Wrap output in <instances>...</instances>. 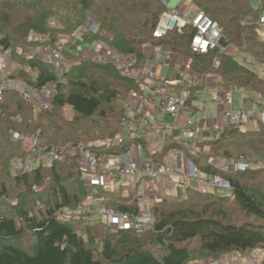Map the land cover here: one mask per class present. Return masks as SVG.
Listing matches in <instances>:
<instances>
[{"label": "trees", "instance_id": "1", "mask_svg": "<svg viewBox=\"0 0 264 264\" xmlns=\"http://www.w3.org/2000/svg\"><path fill=\"white\" fill-rule=\"evenodd\" d=\"M184 1L220 25L223 43L232 46L228 53L193 52L191 44L196 30L192 24L162 38L154 37L161 16L170 10L165 0H0V54L11 53L18 66L14 77L32 87L53 84L57 89L52 109L34 107L17 93L7 94L0 109V201L8 193V185L15 183L23 187V193L33 194L39 201L45 196L47 206L42 220L30 216L25 203L15 206L12 215L0 216V240L8 243L0 248V264H187L193 258L221 261L230 253L247 257L262 250L264 254V225L256 221L233 223L226 214L230 202L246 214L264 220V179L258 178H264V167L234 173L219 169L215 162L217 158L238 162L243 157L250 164L263 165L264 128L259 123L260 127L252 130L233 125L214 139L199 143L195 152L176 145L164 146L163 153H157L154 159L163 162L168 150L183 151L200 173L228 179L232 193L199 194L188 190L185 199L157 202L151 208L156 215L154 232L148 237L123 231L106 236L102 259L96 256L91 229L86 230V238L74 231L72 226L80 219L74 213L86 200L106 195L117 205L105 208L137 215L135 208L127 206L130 195L137 192L121 187L113 191L96 188L95 193H90L94 187L83 182L80 157L75 152L51 165L40 163L30 171L25 168L14 174L16 162L31 158L32 149L26 139L32 137L47 141L49 150L61 151L83 143L98 155L119 154L134 143L111 148L100 145L101 140L120 135L124 104L132 94H142L145 82L122 76L110 61L93 59L94 50L89 47L93 43L126 58L136 56L139 62L153 58L152 49L165 47L167 64L172 69L167 78L175 79V69L187 61L196 75L220 80L221 92L217 91V95L225 101H213L220 110L235 92L249 94L253 103L256 95L264 98V79L235 56L236 51L243 52L264 64V42L256 23L263 17L264 0H260L258 8L252 7L249 0ZM87 14L88 26L81 29ZM53 18L60 21V28L52 26ZM75 31L80 34L82 45L88 46L90 56L69 48L74 42L66 43L63 54L70 62L63 75L58 74L54 65L43 62L39 54L28 58L17 55L24 45H40L30 40L33 34L47 36L42 46H55L59 42L58 33ZM191 91L189 105L192 100L205 102L204 87ZM67 109L73 112L72 118L64 114ZM139 118L135 119L137 124ZM15 135L21 139L17 140ZM46 170L51 173V187L37 193ZM121 191L127 194L122 197ZM19 219L25 226H19ZM28 231L36 238L32 252L13 244ZM194 240L199 243L191 249L188 245ZM155 248L163 255L158 257Z\"/></svg>", "mask_w": 264, "mask_h": 264}, {"label": "built area", "instance_id": "2", "mask_svg": "<svg viewBox=\"0 0 264 264\" xmlns=\"http://www.w3.org/2000/svg\"><path fill=\"white\" fill-rule=\"evenodd\" d=\"M188 24H192L196 30L191 44L193 52L207 54L211 50H219L226 54L232 48L230 44L223 43V30L217 22L202 13H196L192 22L188 23L184 20L180 7L163 13L154 37L162 38ZM260 24L264 25V17L260 19ZM63 47L62 44L46 45L42 50V60L60 67V72L65 74L70 61L64 56ZM152 50L154 57L141 62L136 56L122 57L121 65L113 61L122 76L141 79L145 84L142 86L141 95L132 94L124 104L125 118L121 124L120 135L115 139L101 140L100 145L106 148L125 147L134 142L130 148L119 154L98 155L81 143L74 148L55 151L48 149L50 144L47 141L32 137L29 140L33 154L36 155L39 151L41 157L55 162L62 160L65 152H75L80 157V170L86 185L99 186L110 191L120 186L135 191L137 195L134 202L145 210H149L154 202L177 200L181 192L187 193L188 190L199 194H207L212 190L232 192L228 179L220 175L200 173L183 151L168 150L164 154L163 162L153 157L161 151L163 153L164 146L167 145H176L188 152H195L199 143L214 139L233 125L246 130L253 119L264 128V109L236 111L226 106L215 113L213 108L199 106L200 100H192L189 105L188 102L192 99L191 89L205 88L210 78L196 75L189 69L188 62L184 61L175 69L177 77L169 79L167 73L172 69L167 64L168 56L165 55L166 60H159L156 52L160 49ZM17 55L24 56L20 50ZM11 57L10 52L0 54V109L5 96L10 93L19 94L23 100L39 109H52L57 96L55 85L47 84L37 88L16 79L14 74L18 66ZM101 57V60H95L105 62V58ZM219 64L216 62V66ZM198 107L203 112H196ZM137 117H140L139 124L135 120ZM15 138L21 139L18 135ZM144 143H147L146 147ZM172 154L174 163L169 158ZM215 162L219 169L234 173H243L253 168L252 165L255 166L243 157L238 162L222 158H217ZM25 168V161L16 162L15 175ZM82 214V211H77L78 216ZM98 214L117 226L128 224L134 216L133 213L107 208L99 209ZM210 264H263V260L262 255L254 251L244 258L226 257Z\"/></svg>", "mask_w": 264, "mask_h": 264}, {"label": "rangeland", "instance_id": "3", "mask_svg": "<svg viewBox=\"0 0 264 264\" xmlns=\"http://www.w3.org/2000/svg\"><path fill=\"white\" fill-rule=\"evenodd\" d=\"M183 1L184 0H165V2L168 4L169 9H176L177 7L181 6ZM249 1L251 2V4L253 6L256 4L255 0H249ZM61 5L62 4H60L59 6H61ZM180 9L182 10L184 20L188 23H191L193 18H194V15L197 13V9L192 4H190L188 1H186L180 7ZM74 13H78V12H74ZM262 16L264 17V13L262 14ZM88 21H89V14H87V16L85 18V22L83 24L84 27H81V29H83V28L85 29L88 26L87 25ZM256 23H257L258 29H259L258 33L264 42V25L260 24V21H259V23L258 22H256ZM52 26L56 27V28H60L61 23H60V21H58L57 18H53ZM89 28H91V26ZM40 39L42 40L43 43L41 42ZM46 39H47V36H38V35H34V34L30 36V40H33V41L36 40L40 45L41 44L44 45L46 43ZM58 39H59V42L57 44H62L64 46V45H66V43L74 42V45L72 46V44H71V46L69 48L72 49V47H73V49L74 48L77 49L78 53L83 52L84 54L83 53L82 54L84 56H86V57L90 56V50H88V46L82 45L81 39H80V34H78V32L75 31L73 34H71V33H62V34L58 33ZM77 40L80 41V43L76 42ZM40 45H38V46H36L34 44L33 45H24V46H22L23 48H21L20 51H22L24 56L27 58L28 57H34L35 55L39 54L40 58L42 59L43 58L42 50H44L45 46H42V45L40 46ZM89 47H90V49L94 50V52H93L94 54L92 55L93 59L101 60L102 59L101 56H103L105 58V60H103V61H110L111 63H113V61H114L115 63H118L119 65H121V63H123L122 57H124V56H122V54H120V53L112 51L109 54L107 52L108 48L106 49L102 45L99 46L95 43L91 44ZM63 49L65 50V46L63 47ZM155 50H156V48H155ZM157 50H159L160 53H159V51H157L156 57H158L159 60H161L164 57L163 60H166V57H165L166 48L165 47H159V48H157ZM235 56L242 64H244L246 67H248L251 70H255L258 73V75L262 79H264V64L259 62L258 59H255L252 56H250L246 53H243V52H239V51L235 52ZM42 61L45 62L46 64H48L46 61H44V60H42ZM56 69L58 70L59 75H63V72L62 73L60 72V67L56 66ZM217 91L221 92L220 80L211 79L209 81V83L204 88L203 93H205V94H204L203 98L205 99V102L203 104H200V101H199V106L204 107L205 103H206L205 107H208V104H211V106H212L213 101L224 102L225 100L224 99L221 100L220 97L217 95ZM249 96L250 95L247 93H238V92L232 93L231 97H230V101H231V104L233 105V109L238 110L239 107L241 106V102H242L241 99L243 97L249 98ZM211 97L213 98V100H211ZM254 104L257 106L258 109H264V98L256 95L255 100H254ZM215 109H216V107L214 108V110ZM249 109L250 110L254 109L253 104L251 103L250 100H249ZM201 111L203 112V109ZM64 114L68 118H72V116H73V112L69 109H67L64 112ZM259 127L260 126H255V127L247 128V129L248 130L249 129H257ZM26 141H28V144L31 147L30 140L26 139ZM33 153L34 152H32V154H31V158L25 160V166H26L27 171H30V170L36 168L38 166V164H40V163H43L44 165H51V163H53V162H50L47 159L41 157V155L39 154V151L36 152V155ZM65 153L66 154L63 156L62 159L71 155L72 152H65ZM169 158L173 163L175 162V158H174L173 154ZM251 167H253L254 169H256V168L262 169V167H264V165H256V166L252 165ZM42 174H43L44 183L40 187L37 186V189H39V190H35L37 193H39V191H41V190L48 191L49 188L51 187L50 185H51L52 180H51L50 171L46 170ZM258 178L264 179L263 177H258ZM255 179L256 178H253V180H255ZM250 181H252V180H250ZM88 186L94 187L91 189L90 193H92V192L95 193L96 188H102L99 186H92V185H88ZM7 188H8L7 189L8 193L5 196H3V198L0 201V216L6 215V214L12 215L13 214L12 209L15 208V206L20 205V203H25L26 208L29 210L30 216L36 217L37 220L43 219V217L46 214V210H47L45 196L43 199H41V201H39V198H37L35 195H33V194L26 195V193H23V191H24L23 187H18L15 183L9 184ZM119 188H121V187L119 186ZM217 191H219V190H216L214 192H216L218 194ZM124 192L121 191L122 197H123V194L124 195L127 194ZM221 192L226 193V191H221ZM135 195H136L135 193H134V195H132V194L130 195L129 202H128L127 206L129 208L132 207V209L135 208L138 211V214L135 215L133 213L134 216L132 217V220L128 224L123 225V226H117L113 223H110L108 220L103 219L98 214V210L101 208H105L106 205H110V206H114V207L117 205V202L112 201L111 196H106V195H103L102 197L100 196L101 198H103V200H101L100 197L98 199H95V198L94 199H88L82 204L81 208H79L80 211L83 212V214L81 216H79L80 219L77 220L76 224H74L72 227L74 228V231H77L78 234L82 235L84 238L87 237L86 230L88 228L91 229V233L96 240L94 248H95L97 258L102 259V256H101L102 244H103L104 238L106 236H109L111 234H116L118 232L123 231V233L135 234V235H137V233L138 234L140 233L139 236L145 237L147 235H151L154 232L153 227L156 223V215L153 213L151 208L156 203L155 202L151 203V208L149 210H145L144 208H142L141 206H139L137 203L134 202V199L136 197ZM186 196H187V193L181 192L179 194V197H177L178 198L177 200H171V201H178L180 199H185ZM122 200L120 202H122ZM123 201H127V200H123ZM168 202H170V201H168ZM118 205H119V202H118ZM226 207H227L226 214L228 216L227 219H229L233 223L241 224V223H243V221H256L257 223H261L264 225V220H261L258 218L256 219L255 217L246 214L235 203L228 202ZM74 215L77 216V211H76V214L74 213ZM79 222H81V223H79ZM19 226H21V227L25 226V222L20 221V219H19ZM198 243H199L198 240H194L190 245H188V247L192 249V248L198 246ZM13 244L24 249V250H26V251H28V252H32L34 247H35V244H36V238L33 236L32 232L28 231L24 238L13 242ZM5 245H8V243L3 241V240H0V248L5 246ZM153 251L155 252V254L158 257L163 255V252L161 250H158L155 248V249H153ZM256 252L260 253L262 255V260H264V254H262L263 251L262 250H256ZM248 255L250 256L251 254L249 253ZM244 256H239L238 253H230L226 257L231 259V258H235V257L244 258ZM210 261L211 260L208 258H203V259L193 258L187 264H210V263H212Z\"/></svg>", "mask_w": 264, "mask_h": 264}, {"label": "crops", "instance_id": "4", "mask_svg": "<svg viewBox=\"0 0 264 264\" xmlns=\"http://www.w3.org/2000/svg\"><path fill=\"white\" fill-rule=\"evenodd\" d=\"M256 1V4L253 6L252 4V7H254V8H258V7H260V4H261V2H260V0H255ZM185 3V1H183V3L181 4V6L183 5ZM251 3V2H250ZM181 6H179V7H181ZM158 58V57H157ZM156 59V58H155ZM162 59H164V57L162 58ZM230 97H231V94L227 97V100H226V106H229L231 109H233V105L231 104V101H230ZM211 100H213V98L211 97ZM216 100V99H215ZM249 98H247V97H243L242 99H241V106L239 107V109L238 110H236V111H241V110H243V109H248V110H250L249 109ZM251 101V100H250ZM252 104H253V107H254V109H252V110H250V111H255V110H257L258 108H257V106L253 103V102H251ZM225 106V107H226ZM208 107H210V108H213V111L215 112V113H217V112H219L220 111V107H219V105L216 103V102H212V106H211V104H208ZM216 107V109L214 110V108ZM234 110V109H233ZM255 126H257V121L255 120V119H253L252 121H250L249 122V124H248V126H247V128H252V127H255ZM246 130H248V129H246ZM249 130H252V129H249ZM214 191H216V190H212L211 192L212 193H216V192H214ZM218 192V194L219 195H230L232 192H227L226 191V193H224V192H221L220 190L219 191H217Z\"/></svg>", "mask_w": 264, "mask_h": 264}]
</instances>
